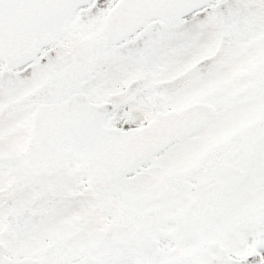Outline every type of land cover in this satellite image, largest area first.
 Segmentation results:
<instances>
[{"label":"snow or ice","instance_id":"obj_1","mask_svg":"<svg viewBox=\"0 0 264 264\" xmlns=\"http://www.w3.org/2000/svg\"><path fill=\"white\" fill-rule=\"evenodd\" d=\"M0 264H264V0H0Z\"/></svg>","mask_w":264,"mask_h":264}]
</instances>
